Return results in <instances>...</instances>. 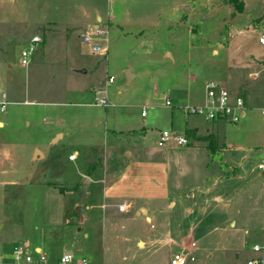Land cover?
Masks as SVG:
<instances>
[{
    "label": "rangeland",
    "instance_id": "obj_1",
    "mask_svg": "<svg viewBox=\"0 0 264 264\" xmlns=\"http://www.w3.org/2000/svg\"><path fill=\"white\" fill-rule=\"evenodd\" d=\"M174 5V0H0V77L5 81L0 83V99L4 94L8 102L5 113H0V121L7 126L0 130V145L12 143L11 151L0 159V183L9 184H0V264H16L8 253V242L16 238L17 243L11 244L20 246L23 236L35 237L32 243L41 248L47 264H57L67 248L73 253L70 264L78 260L85 264H170L181 249L167 237L177 242L187 236L195 245L196 261L247 264L262 257L264 180L256 169L262 152L256 134L241 126L223 125L218 135L220 147L221 142L227 143L232 150L222 149L221 155L207 157L206 144L210 143L204 138L212 123L186 115L182 108L200 105L209 82H225L231 98L261 102L263 77L254 81L250 76L255 66L245 70L247 67L233 64L239 57L243 62L249 60L250 53L264 56V46L258 43L264 29V0L247 1L249 11L239 15L226 0L186 2L178 17ZM95 6L101 22L94 17ZM92 23L108 28L105 58L81 49L79 37ZM39 26L45 47L32 64L23 67L21 51ZM81 50L82 57L77 55ZM68 53H72L74 70H89L80 81L67 80ZM126 72L135 75L131 83L126 82ZM228 72L231 77L224 81ZM108 76L114 83L107 89L111 106L105 109L96 106L91 87L103 86L99 83ZM74 82L82 89L76 97L66 94ZM142 107H148V158L167 164L174 206L164 202L140 217L116 212L114 233L116 230L119 238L111 237L109 223H102L101 210H95V238L87 241L82 232L75 239L86 208L101 201L94 194V181L103 175V168L90 173L92 183L87 169L94 163L104 165L103 157H109L114 140L111 134L119 137L112 131L114 127L130 122L142 128ZM252 116L256 131L257 125H264V116L261 111H253ZM72 118L84 125L87 119L92 123L87 130H71L73 137L68 138ZM54 121L60 127L53 126ZM185 124L198 128L201 138L190 139L184 148L173 142L158 146L163 131L183 135ZM55 129L66 135L50 145ZM88 143L102 146L93 163L85 159L83 145ZM32 145L45 152L44 160L28 161ZM72 153L78 154L77 160L69 159ZM110 166L120 169L114 160ZM86 179L89 198L78 215ZM218 197L223 201L217 202ZM151 234H161L163 240H157L151 250L148 242L144 248L137 245V238L148 240ZM255 244L261 252L252 250ZM22 246L34 259L38 257L35 245L25 241Z\"/></svg>",
    "mask_w": 264,
    "mask_h": 264
},
{
    "label": "crops",
    "instance_id": "obj_2",
    "mask_svg": "<svg viewBox=\"0 0 264 264\" xmlns=\"http://www.w3.org/2000/svg\"><path fill=\"white\" fill-rule=\"evenodd\" d=\"M174 1H175L174 15H175V17H178L180 10L184 9L186 2H196L199 0H174ZM247 1H249V0L244 1L243 9L241 11H237L236 15H239L241 13H246L247 11H249L248 6H247ZM94 10L96 11L94 14V17L97 18V20L99 22H101L102 18L100 16L98 9H96V6H95ZM260 16H262V14ZM110 17L112 18V16H110ZM259 24H258V26H259ZM88 25H90V24H87L86 26H88ZM50 28L51 27L48 26V30H51ZM37 30H40V32H37ZM37 30H36V33L40 34L42 42L40 43L36 53L33 56L34 58H33L32 63L36 59L38 52L42 48L45 47L44 38H43V28L39 26V27H37ZM262 32H264V29L261 28L260 34ZM260 34H259V36H260ZM79 40H80V37H79ZM258 43H259V39H258ZM80 44H81V41H80ZM218 45L220 48L224 47L220 43ZM66 49H67V46H66ZM81 49L83 50L85 48L83 46H81ZM82 50L80 53L79 52L77 53V55L80 57H82L84 55ZM107 52H108V50L106 51V53L104 55H100V57H103V58L107 57ZM214 54H218V52L214 50ZM74 56L76 57L75 53H74ZM78 56H77V58L79 59ZM67 58H69V65H72V66L68 65V68L65 71V75L67 77V80H69V81L73 80V81L77 82V81H80L81 78H85L87 76L89 70L87 68H83L84 70L79 71V72L74 70L73 64H72V61H73L72 60L73 59L72 53H68ZM77 58H76V62H77ZM233 65H235L237 67H247L245 70H248V66L249 67L255 66L256 71L253 74H250V76H252L251 79H253L254 81H257L260 77H263L262 81L260 82L261 85L263 84V86H262V93H263L262 96L263 97H262L261 102L256 103V104H254L252 101H250L248 99L243 101L244 102V115L242 116L240 123L237 125H231L230 123H228L226 121L211 122L213 126L210 130H207V134H206L204 139H206L207 137L211 138L213 140V142L215 143L214 144L215 146H214V150L211 151L208 148V145L206 144V148L208 150L207 151V154H208L207 157H210V155L214 156V155H217L219 153L221 155L222 149H224L225 151H231L232 150V148H230L231 146H229L227 143L221 142V147H220L218 135L223 130V125L231 126L233 129L239 128L241 126L242 130H245L250 134H254V133L256 134L255 141H259V146H260V149L262 151L260 157L258 156V158H257V162H258L259 161L258 159H260L264 154V125H257L256 126L257 132H256L253 130L254 127H253V125H251V122H253V116H252L253 111H256V112L261 111V114L264 111V56H257V55L255 56V55H253V53H250L249 60H246L243 62V59L239 57ZM9 68H11V65H9ZM95 69L98 70V67L95 66ZM255 74L257 75L256 77L253 76ZM225 77L226 78L224 81H227V78L231 77L230 73L229 72L226 73ZM125 78H126L127 83H131L135 79V75H132L130 72H126ZM106 80H107V78L104 79L99 84L104 85ZM4 82L5 81L3 80V77L1 76L0 77V83H4ZM76 82H74V84L73 83L71 84L70 90H68V93H66V94H68L72 97H76L82 92V89L78 90V86L75 85ZM217 83L222 84L224 87H227L224 84L225 82H223V83L217 82ZM7 84H8V81H7ZM112 84H110V85H112ZM258 84L259 83H255V86L258 87L259 86ZM109 86H108V88H109ZM97 87H100V86H92L91 91L94 92V90ZM243 88H246V85H244ZM74 89H76V90L73 91ZM204 98H205V93H204ZM3 102L6 103V106L8 105L7 104L8 103L7 102V96L4 94H3L2 98L0 99V103H3ZM109 102H110V100H109ZM203 102H204V99H203ZM203 102H201V104ZM49 104L52 105L54 103H49ZM6 106H5V109L3 111L1 110V106H0V113L1 114L5 113ZM110 106H111V103H110ZM144 108L147 110H146V115L144 117L141 116V118H142L141 125H143L142 128H140L139 126L138 127L133 126L134 124H131L130 122H128L129 125H127V126L120 125L118 127H114L113 129H115V130H112V131L118 132L119 137H115L113 134H111L114 137V140L110 143L111 150L109 151V157L107 155H106V158H105V155L103 157L104 165H101V163H94V164L90 165L89 168L87 169L88 174L86 176L89 177L90 183H92V178H91L92 174L90 175V173L91 172L93 173V171L97 167L103 168V173H102L103 175L101 177L97 176L96 180L94 181V192H95L94 194H98L100 196L101 201H100V204H97V203L94 204L93 203L89 207L86 208V211L80 217V221H79L80 224L77 223L78 229L75 230V234L77 236V237H75V239L78 238V236H80V234L82 232H84L83 238L87 241L95 238V235H97V231H95V230H97V227H98L97 226L98 224H96V222L93 223L95 210H101L102 213H100V214H101L102 223H103V221L105 223L106 222L109 223L108 226H109V233H110L111 237L114 236V238H119L116 235V230L114 233V228L117 226V224H115V218H114L116 212H118V214H129V213L133 212V215L135 217H140L141 215L147 216L149 210H151L152 208L157 207L159 205H162L164 202L169 204L170 207L174 206V202L170 201V192H169V188H168L167 164L164 162H156L155 160H151L148 158L150 156V154L148 151V145L145 142V137H146V134L148 132V120H147L148 119V114H147L148 107H142V109H144ZM182 110H183V108H182ZM172 115H173V113H172ZM262 116H264V115L262 114ZM85 122H86V124L84 125L83 123H81L80 120L72 118L68 124L70 129L68 131H66L68 138L73 137L71 135L73 133V132H71V130H75L77 128L81 129V130L82 129L87 130V128L90 127L92 122H89L88 119L85 120ZM60 125L61 124L56 122V121L53 122V126L60 127ZM94 125H96V124H94ZM185 125H187V124H185ZM5 127H7L6 124L4 122L0 121V130L4 129ZM193 128H195V126L194 127H189L188 125L185 126L183 135H185L188 138V141H190V139H192V138H194V139L201 138V136H199V129L198 128L193 129ZM66 134L59 131V129H55V131L52 133V136L50 137V140H49L50 145L58 143L59 140L63 139ZM139 136H141V137H139ZM132 138H138V139L136 141H132ZM10 146H12V143L8 142V141L3 142V144L0 145V159H2L3 156L8 155V152L11 151ZM188 146H189V143H188L187 147ZM83 147L86 149V152H87L85 159H86V161H90V163H93L95 161L96 152L102 148V146L96 145V143L84 144ZM180 148H184V147H180ZM33 150H34V152H33ZM83 151H84V149H83ZM30 153H29V157H28L29 162H33V160L35 159L33 163H36V162L44 160L46 158L45 152L43 150H41L40 148H38L36 145H32V152H30ZM225 154H228V153H225ZM77 158H78L77 153H72L69 156V159H71V160H77ZM96 158H97V156H96ZM113 160L116 161L118 164H120V169L118 171H115V167L111 168V166H110V162H112ZM218 165H219V167H221L220 163H218ZM239 167L242 169V171H243L242 173H245L244 166H242V164H240ZM13 183H11V184H13ZM15 183H17V182H15ZM0 184L6 185V186L9 185L8 183H5V182H1ZM88 198H89V192H87L86 200ZM216 201L220 203L223 201V198L218 197ZM84 202L82 203L81 208H80L81 213L83 210ZM123 204L126 205L125 210L119 211V206H121ZM148 204L150 206H148ZM189 213H191V211H188V214ZM146 222L148 224L150 223V219L148 217H146ZM59 230L60 229L57 230L58 235L60 234ZM101 236H102V240H105L104 235L102 234ZM13 239H11L10 242H8L10 244L8 246V248H9L8 253H10V255L12 254L13 250L18 247L16 245V247L13 248L15 243L14 244H11V243L12 242L17 243V240H15L16 238H13ZM159 239L163 240V237L161 234L159 236L151 234V235H148V240L142 241L141 238H137L136 243H137V245H139V247L144 248L146 246V243L148 242V249L151 250L155 246L154 243ZM178 239H179V241H177V242L171 240L169 237H167L166 240L170 241L172 244L179 247L181 250L184 247H190V245L193 243L192 237L187 236V239H180V237H179ZM25 241L28 242L32 246L35 245L33 248V251L35 253H37L38 255L40 253H42L41 248L39 246H37L36 244H33L36 242L35 237L32 239L31 238L28 239L27 237L23 236L20 246H22ZM263 244H264V240H263ZM255 245H257V244H255ZM72 248L73 247H71V249ZM262 249H263L262 257H258L256 259V260H260V262H261L260 264H264V246ZM67 252H69L73 255L72 251L69 248H67L66 250L62 251V253L59 256H62L63 254H65ZM193 252L195 254L197 251H193ZM0 255H1V257L3 256L2 253H0ZM209 257L212 258L213 256L210 255ZM2 258L0 261H2ZM252 261H255V260H252ZM248 262H251V261H248ZM208 263H209V261L201 262V261H199V259L197 261L195 259L194 262L188 263V264H208ZM77 264H80L79 260L77 261Z\"/></svg>",
    "mask_w": 264,
    "mask_h": 264
},
{
    "label": "built area",
    "instance_id": "obj_3",
    "mask_svg": "<svg viewBox=\"0 0 264 264\" xmlns=\"http://www.w3.org/2000/svg\"><path fill=\"white\" fill-rule=\"evenodd\" d=\"M108 28L101 23H93L88 25L80 36L82 46L92 55H104L108 48ZM42 39L40 34H34L26 48L21 51L20 64L23 67H28L32 62L33 56L36 53ZM259 43L264 46V32L260 34ZM257 75L255 74L254 77ZM114 82L113 77H107L105 84L94 90V101L97 106L108 108L110 106L108 98V86ZM1 110L5 109L6 103H0ZM166 106H170L166 102ZM147 109H142L141 116L146 115ZM183 112L189 116L203 117L207 121H226L231 125L240 123L244 115V102L240 97L231 98L229 91L222 84L209 82L205 87L204 102L198 106L183 108ZM264 115V111L262 113ZM173 142L178 147H185L189 141L185 135L163 131L160 134L158 146L163 147L166 143ZM256 169L260 172L264 180V154L256 164ZM126 205L119 206V211H124ZM195 245L192 243L190 247H184L179 253L173 255L170 259V264H188L195 261L192 253V248ZM254 252H260L261 247L255 245ZM13 260L16 264H47V258L40 253L34 259L24 246H18L12 252ZM1 260V256H0ZM73 261V255L69 252L63 254L57 264H70ZM260 260L248 262V264H260ZM80 264H85L84 260Z\"/></svg>",
    "mask_w": 264,
    "mask_h": 264
},
{
    "label": "trees",
    "instance_id": "obj_4",
    "mask_svg": "<svg viewBox=\"0 0 264 264\" xmlns=\"http://www.w3.org/2000/svg\"><path fill=\"white\" fill-rule=\"evenodd\" d=\"M228 1L230 4H232L234 6V8L236 9V11H241L244 7V1L245 0H226ZM206 140L210 143H208V148L212 151L214 150V142L211 138L207 137Z\"/></svg>",
    "mask_w": 264,
    "mask_h": 264
},
{
    "label": "water",
    "instance_id": "obj_5",
    "mask_svg": "<svg viewBox=\"0 0 264 264\" xmlns=\"http://www.w3.org/2000/svg\"><path fill=\"white\" fill-rule=\"evenodd\" d=\"M37 32H40V30H37ZM88 183H89V180L86 179L85 182H84V185H83V195H82V200L79 202V204H78V206H77V208H76V213H77L78 215H80V207H81L82 203L86 200V189H87L86 185H87Z\"/></svg>",
    "mask_w": 264,
    "mask_h": 264
}]
</instances>
